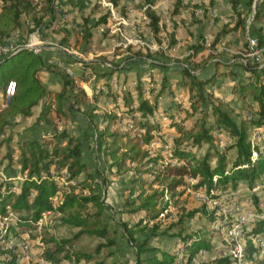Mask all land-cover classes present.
<instances>
[{
    "label": "trees",
    "instance_id": "trees-1",
    "mask_svg": "<svg viewBox=\"0 0 264 264\" xmlns=\"http://www.w3.org/2000/svg\"><path fill=\"white\" fill-rule=\"evenodd\" d=\"M114 5L119 0H111ZM236 16L231 29L243 28L247 14L252 10L253 0H229ZM181 0H175L176 7ZM240 5H243L244 13ZM95 8L100 4L95 3ZM146 15L151 33L160 41V17L157 12L147 8ZM55 17V0H0V42L8 41L10 35L20 26L29 31L42 30L52 25ZM109 21L108 11L102 12L96 20L88 23L85 18L82 23V32L79 41L74 46L79 51L90 50L93 38V28L106 24ZM253 21L259 23V31L263 42L264 38V0L256 3ZM168 47L175 43V39L168 34ZM59 42L69 45V39L61 36ZM129 49L132 47L129 46ZM204 49L201 44L193 46V52L187 54L184 60L173 58L177 66L173 64L171 70L178 74L174 83L178 87L186 88L187 104L183 106L181 99L159 104V97L165 87L174 91L170 86L171 76L163 71L161 86L158 92L150 99L141 82V72L136 74L137 82L134 91L123 88L120 101L116 100L115 107L122 113L129 114L130 118L119 128L115 126L120 116L117 111H102L97 114L104 122L98 130L97 122L93 115L84 109L88 121L98 130L100 151L105 161L113 171L120 175L131 173L126 184V205L128 212L155 210L157 200L165 192H172L174 188L183 183V175L187 174L196 179L194 188H204L207 192L213 191L219 184L231 185L230 190L238 187L241 180L248 183L255 177L264 173V58L261 61L250 60L248 62L226 63L219 58L218 52L209 51L206 55L197 54ZM43 51V50H42ZM35 52L27 46H19L14 51L0 55V89L4 90L8 80L15 81L14 93L9 97L5 106L0 108V135L12 124L17 116H29L33 107L41 104L37 121L45 124L42 135L24 137L18 140L17 152L8 150L6 157L19 165L21 180L15 182L11 178H0V237L6 238L8 232H13L15 226L36 225L47 211L57 213L62 224L77 228L72 237H57L54 234L44 232L42 240L45 243L43 255L52 264H116L115 261L107 262L104 258H97V254L84 252L73 248L74 240L81 235L103 238L98 247L112 246L118 248L115 238L116 230L110 225L104 216L106 202L103 195L94 188L95 175L88 169V164L83 159L82 143L78 136L68 128H58L56 117L65 115L66 109L79 108L86 100L88 93L76 84L75 78L58 68L54 63L47 62L43 52ZM150 55L151 52H148ZM135 57H141L139 48L134 50ZM168 55V54H166ZM76 59L77 57L73 55ZM63 60V59H62ZM105 60V58H101ZM65 61V60H63ZM86 68L97 77L107 79L115 76L121 67L110 63L99 70L94 68L91 62L81 60ZM184 62V63H183ZM191 63L187 66L185 63ZM213 65V68H206ZM221 65L227 66L220 70ZM235 65L243 70L238 74ZM168 66L169 64H163ZM42 70L54 72L62 80V87L53 91L40 78ZM85 77V74L79 75ZM220 76H229L232 83L229 86L231 94L245 100L246 104H254L255 110L252 116L238 117L230 107V99L224 98L207 86L213 85ZM110 84V82H107ZM150 90V89H149ZM118 92L113 93L117 99ZM248 96L250 98H248ZM167 115L168 127L175 130L170 143L162 145L170 151V160L163 162V154H154L149 147L152 141L161 137L157 132L160 129L158 120H151V116L157 111ZM184 110L185 114L180 120H176V113ZM139 116L136 120L134 131L130 127L135 113ZM252 127L262 129L261 145L256 147L257 156L252 158L253 145L250 140ZM224 130L234 138L233 146L235 154L227 158L223 151L210 152L214 131ZM154 131H156L154 133ZM167 141V140H166ZM167 143V142H166ZM209 144L203 154L193 150L194 147ZM216 162L211 164V157ZM83 175V176H82ZM169 176L168 180L165 181ZM164 183L161 190L153 189L147 192V187L155 183ZM229 190V191H230ZM197 209L181 215L179 222L187 217H192ZM256 211L260 209L256 208ZM12 212V215H9ZM209 220L219 221L228 226L232 219L225 215L207 213ZM249 228L244 227L246 237V258L251 259L252 264H264L261 248L255 244L253 238L259 234L264 244V215L258 214L249 219ZM123 234L126 241L132 245L135 252L134 264H189L194 255L201 249H211L209 232H193L183 235L180 239V247L177 251L182 254L181 262H175V253L169 250H161L150 246L148 240L135 236L143 230L136 225L122 223ZM18 236H21L18 234ZM36 237V236H35ZM21 237H19L20 239ZM51 242L53 246H48ZM15 244L5 248L12 257L16 258L13 249ZM113 255L114 250H110ZM232 254H221L213 260H204L201 264H234Z\"/></svg>",
    "mask_w": 264,
    "mask_h": 264
},
{
    "label": "rangeland",
    "instance_id": "rangeland-1",
    "mask_svg": "<svg viewBox=\"0 0 264 264\" xmlns=\"http://www.w3.org/2000/svg\"><path fill=\"white\" fill-rule=\"evenodd\" d=\"M259 0H257L258 2ZM98 3V0H55V17L53 18L52 25L48 28L40 30L29 31L23 25L18 27L9 37V39L18 41L45 40L46 42H59L61 36H68L69 45L66 46L69 50L52 49L49 44L40 45V51L43 49L56 50L62 58L70 63H73L76 67L74 70H78L82 73L81 67L85 65L78 63V58H74L73 51L75 45L79 41V37L82 32V23L85 18L89 20V24L96 20L101 14V7L96 9L94 4ZM140 7L142 6L140 1L137 3ZM250 13L247 14L245 19L244 27L240 30V38L242 43L240 46H225L218 51L219 58L223 59L226 63H237V62H248L250 61L249 56L246 54L249 50L247 45V36L251 35L250 28H246L249 20ZM253 21V20H252ZM251 21V23H252ZM69 25H66L67 23ZM143 23L141 27V34L143 36H150L151 33L144 31ZM251 26V25H250ZM97 28H93V38L89 52L84 53L83 56L88 62H91L96 69H103L110 63L121 67L115 75L116 84L111 83L110 78L97 77L90 72V68H86L85 77L82 79V87L88 91L86 102L79 108L75 107L72 110L66 109L65 103V115L59 120V128H68L71 132L78 136L81 140L82 145L85 143L83 156L84 161L88 162V169L95 175L94 188L100 192L106 202V208L104 211L105 218L109 221L110 225L116 230L115 238L118 241V248L102 246L98 247L100 241L103 238L96 236L81 235L74 240L73 248L84 252L93 253L94 256L97 254V258H104L105 261H115L116 264H134L135 252L132 245H130L123 234V222H127L128 225H136L142 227L143 230L136 233L135 236L139 238H146L150 246H155L161 250H169L175 253V262H181L182 254L177 251L180 247V239L183 235L191 234L193 232H209L211 242L214 246L211 249L201 248L193 257L192 264H201L204 260H213L215 257L221 254H229L234 245V241L231 239L227 228L228 226L222 225L219 221L209 220L207 213H213L214 215H224L223 209H230L233 213H244L247 214L250 208H259L260 203L264 204V173L259 177H255L248 183L246 180H241L236 189L230 190L231 185L219 184L218 187L209 193L204 188H194L196 179L191 178L189 175H183V183L176 186L172 192H165L163 196H160L157 200L155 210L146 212H128L126 205V184L130 179L131 173L115 175L113 174L114 169H111L108 162L104 160L100 151L98 141V130L104 125L97 114L102 111H117L120 116L115 126L121 128L129 120V114L122 113L118 108L115 107L116 100L120 101V94L124 91L123 88L134 91V85L137 82L136 74L141 72V82L147 96L150 99L154 98V95L158 92L161 86L162 72L166 71L170 74V86H173L174 91H169L168 87H165L163 93L159 97V104H166L170 101L181 99V104L185 106L187 104V90L186 88L178 87L174 81L175 77L178 76L170 68L175 64L176 58L174 56L166 55L162 49H148L139 48L142 52L141 57H135L134 50L136 46L121 47L117 46L116 42L120 40L119 36L110 34L107 30L104 31ZM248 30V31H247ZM125 31L128 33L130 30L127 28ZM264 45V44H263ZM192 49V47H191ZM148 52H151L149 55ZM188 53L182 55L179 58L184 60ZM105 60H101V58ZM61 58V57H60ZM197 58V56H196ZM169 64V67L163 66V64ZM184 63V62H183ZM189 66L192 64L189 62ZM80 67V68H79ZM213 68V65L208 66L206 69ZM221 68L225 70L227 66L223 65ZM238 74H242L243 70L238 68ZM81 74V75H82ZM110 82L108 84L107 82ZM174 83V85H173ZM121 85V87L119 86ZM215 85L207 86L208 89L214 90ZM224 86V85H223ZM225 86L223 90H227ZM150 89V90H149ZM222 90V91H223ZM118 92L119 96L117 99L113 98V93ZM221 94L224 98H231L230 107L238 117L243 115L252 116L255 110L254 104H246L245 100L238 98L231 94V92ZM218 94V95H219ZM97 98V99H96ZM248 98H250L248 96ZM87 109L90 114L93 115L94 120L97 122L98 130L88 121L86 114L83 112ZM176 120H180L185 111L182 110L176 113ZM139 113H135V117L129 124L134 131L133 125H135ZM151 120H158L160 122V129L157 131L161 137L152 141L149 147L152 149L154 154H163V162L170 160V151L162 148V145L168 144L172 140L174 132L173 127H168L167 115L162 114L161 111H157L152 115ZM21 120V119H20ZM13 121L10 129L6 132V136L0 135V178L6 176H14L18 171V165L13 161H10L6 157L8 150L17 152L16 143L12 132L16 130L21 121ZM36 121H31L30 127L33 131V127ZM255 127H252V129ZM251 129V131H252ZM261 133L263 135L262 129ZM9 132V133H8ZM156 131H154L155 133ZM87 137V138H86ZM251 137V133H250ZM167 140V141H166ZM167 142V143H166ZM234 138L229 136L224 130L214 131L212 146L210 152L214 154L215 150L218 149L223 151L227 158H232L235 154V147L233 146ZM209 144H203L198 147H194L193 150L199 154H203ZM257 156V155H256ZM255 156V157H256ZM216 162L214 156L211 157V164ZM83 176V175H82ZM171 178L169 176L166 180ZM13 179V178H12ZM14 180V179H13ZM19 180H14L19 182ZM164 183H155L152 187H147V192L153 189L161 190L164 188ZM230 190V191H229ZM201 191V192H200ZM203 191V192H202ZM219 206V207H218ZM197 209L192 217H187L183 221L179 222L181 215H186L187 212ZM46 213V212H45ZM232 219V217H230ZM0 219V226L2 225ZM14 232H8L6 238L0 237V264H44L43 248L44 242L42 236L44 232L54 234L57 237H72L76 232L77 228L62 224L58 215L55 212L49 213L48 215L37 221L36 225L29 226H15ZM21 235V236H18ZM36 236V237H35ZM259 236V237H258ZM19 237H21L19 239ZM260 238V239H258ZM253 241L257 246L261 248L260 255L263 254L264 244L259 234L255 235ZM27 243L29 249V256H24V249L21 243ZM15 244L16 247L13 252L16 258L13 262L9 261L12 255L8 251H4L5 248ZM244 248L246 247V237L242 239ZM48 246H53L51 242ZM110 250H114L113 255H110ZM246 256V253H245ZM48 264H52L48 260ZM62 264H65L62 263ZM246 264H252L251 259L246 258Z\"/></svg>",
    "mask_w": 264,
    "mask_h": 264
},
{
    "label": "crops",
    "instance_id": "crops-1",
    "mask_svg": "<svg viewBox=\"0 0 264 264\" xmlns=\"http://www.w3.org/2000/svg\"><path fill=\"white\" fill-rule=\"evenodd\" d=\"M139 1L142 5L141 7L137 4ZM145 5H147V8L149 7L155 10L159 15V24L161 29L160 32L165 33L167 36L168 34L172 33L174 39L176 40L172 45L170 56L180 57L182 55H185L186 53L193 52V46L201 44L204 46V49L197 54L198 59L200 58L201 54L206 55L209 51H220L227 45L229 47L240 46V44L242 43V40L240 38L241 28L239 27L237 29H231V27L234 25L236 16L234 15L229 0H181L178 7L175 6V0H119L118 4L114 6L115 10L117 11V15L120 16L121 19H115L113 21H108L106 24L99 25V29H102L104 31L107 30L110 34H115L121 39L124 34H127L125 29L128 28L130 30L131 25L134 22H137L139 23V25L141 23L144 24L143 28L146 33H151L149 26L146 24V22H148V18L139 19L140 14L142 13L143 6ZM100 7L102 9L101 11L104 12L105 9L101 6V4ZM240 8L241 12L244 13L243 5H240ZM69 24L70 23L68 22L66 25ZM250 25L251 28L249 31L251 35H254L257 38H262L259 31V23L257 21H252ZM261 44H264V38ZM75 49L77 48L75 47ZM42 52L47 62L53 63L56 58H59L65 60V62L67 63H70L66 60V58H62V56H60V54L56 50L43 49ZM86 52L89 51H85L84 53ZM78 63L82 62L79 61ZM70 64L72 65V67H76L73 63ZM222 66L223 65L219 67L220 70H223V68H221ZM80 69L82 73L86 72V67L82 66ZM75 71L77 73L79 82L78 85L82 86L83 79L79 76L82 73L76 69ZM40 78L47 85V87L53 91H57L62 87L61 78L52 71L42 70L40 72ZM231 83L232 79L229 76H220L213 84L215 85L214 91L216 92V94H219L217 92L226 94L228 93L227 91L230 92L229 86ZM225 86H227V90L224 91L223 88ZM2 93L3 90L0 89V102ZM40 109L41 104H38L33 107V112L31 115L25 117L17 116L13 119V121H18L21 119V123L19 124V126L16 127V130L12 132L14 139H16L17 142L24 137L42 135L46 126L41 121H37ZM32 120L36 121L33 127V131L29 124ZM10 127L11 124L1 135L6 136V132L10 129ZM86 147L87 146L84 143L82 145V155L84 157V148ZM16 148H18V143H16ZM6 177L11 179L13 178L14 180H19L21 178L19 165L18 171L14 176ZM49 213H52V211L44 213V216L48 215Z\"/></svg>",
    "mask_w": 264,
    "mask_h": 264
},
{
    "label": "built area",
    "instance_id": "built-area-1",
    "mask_svg": "<svg viewBox=\"0 0 264 264\" xmlns=\"http://www.w3.org/2000/svg\"><path fill=\"white\" fill-rule=\"evenodd\" d=\"M98 1L101 4V6L105 9V11H108L109 21H113L115 19L117 20L121 19V17L117 15V11L115 10V6L111 0H98ZM256 3H257V0H253L252 5H251L252 10L250 12V17L246 25L247 29L250 27L251 21L253 20ZM146 9H147V5L143 6L142 13L140 14L139 19L147 18L146 13H145ZM159 37H160V41H157L156 37L152 33L150 36H143L141 34V27L139 26V23L134 22L131 25L130 32H128L127 34H124L122 38L116 42V45L123 46V47L136 46L141 49L142 48L143 49L144 48H148V49H159L160 48L165 54L170 55L172 46L171 47L167 46L168 36L163 32H159ZM43 42L45 43V45L49 44V46L52 49L59 48L62 50H69L67 49L66 46L58 44V42H46L45 40H40L37 38L35 40L28 39L27 41H18V40L8 39V41L6 42H0V55L12 52L19 46H27V47L32 48L35 52H40L41 50L40 47L44 45ZM247 45L249 47V50L246 54L249 56L250 60L261 61L264 58V45L259 42L256 36L254 35L247 36ZM72 51L79 61H81L82 58L85 59V57L83 56V53L80 52L79 50L74 48L72 49ZM212 52H218V51H212ZM53 63L58 68L63 69L69 75L74 77L76 84L77 85L79 84L77 73L73 69L70 63H67L59 58H56L53 61ZM185 65L189 66L188 63H185ZM115 78L116 77H113L110 80L113 85L116 84ZM119 86L121 87L120 84ZM14 90H15V81L13 79H10L8 80L3 90L2 98L0 102V108H2L3 106L7 104L9 97L14 93ZM56 122L58 124L59 120L56 119ZM59 127L60 126L58 124V128ZM261 138H262V133H261L260 128L258 127L253 128L251 131V137H250L251 143L253 145L252 158H255V156L257 155L256 147L261 145ZM203 191H206V190H203ZM258 209H260L259 213L258 211H256V208L252 207L249 209L247 214H244L241 212L236 214V213H233V211H231L230 209H223L224 215L226 217H232V221L229 224L227 231L231 239L234 241V245L231 249V252H229V254H232V256L235 259L234 264H246L245 248H244V245L242 244V239L245 236L244 227L246 229L249 228V225L247 224L249 219L255 218L258 214L264 215V204L263 203H260V206ZM9 215H12V212H9ZM40 220L41 218L38 221ZM21 244L24 249V256L28 257L29 256L28 244L25 242ZM43 261H44V264H48L47 259H44ZM192 261L189 264H192Z\"/></svg>",
    "mask_w": 264,
    "mask_h": 264
}]
</instances>
